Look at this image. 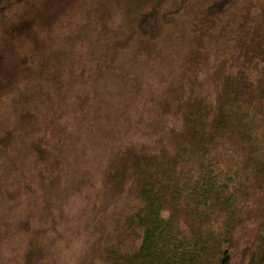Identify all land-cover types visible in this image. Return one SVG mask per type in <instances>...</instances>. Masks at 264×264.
<instances>
[{
	"label": "rangeland",
	"instance_id": "rangeland-1",
	"mask_svg": "<svg viewBox=\"0 0 264 264\" xmlns=\"http://www.w3.org/2000/svg\"><path fill=\"white\" fill-rule=\"evenodd\" d=\"M255 30L264 0H0V264H102L132 200L107 172L146 140L130 121L168 82L215 97L223 63L263 76ZM238 235L231 264H250L257 223Z\"/></svg>",
	"mask_w": 264,
	"mask_h": 264
},
{
	"label": "trees",
	"instance_id": "trees-1",
	"mask_svg": "<svg viewBox=\"0 0 264 264\" xmlns=\"http://www.w3.org/2000/svg\"><path fill=\"white\" fill-rule=\"evenodd\" d=\"M155 17L151 11L142 21L153 33ZM262 35L255 33L246 60L264 58ZM223 64L213 78L215 97L200 82L187 94L168 82L150 115L130 121L142 125L146 140L125 142L107 172L114 192L127 189L132 200L102 264H231L247 222L257 223L258 240L246 248L250 264H264V75L251 80L244 61L234 72ZM11 87L1 82L0 93Z\"/></svg>",
	"mask_w": 264,
	"mask_h": 264
}]
</instances>
